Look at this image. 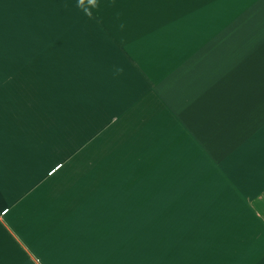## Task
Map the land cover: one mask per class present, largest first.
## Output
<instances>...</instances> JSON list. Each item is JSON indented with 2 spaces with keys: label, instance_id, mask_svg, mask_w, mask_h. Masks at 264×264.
I'll list each match as a JSON object with an SVG mask.
<instances>
[{
  "label": "crops",
  "instance_id": "obj_1",
  "mask_svg": "<svg viewBox=\"0 0 264 264\" xmlns=\"http://www.w3.org/2000/svg\"><path fill=\"white\" fill-rule=\"evenodd\" d=\"M0 0V264H264V0Z\"/></svg>",
  "mask_w": 264,
  "mask_h": 264
},
{
  "label": "clouds",
  "instance_id": "obj_2",
  "mask_svg": "<svg viewBox=\"0 0 264 264\" xmlns=\"http://www.w3.org/2000/svg\"><path fill=\"white\" fill-rule=\"evenodd\" d=\"M90 3H92L93 6L98 7V2H97V0H90Z\"/></svg>",
  "mask_w": 264,
  "mask_h": 264
}]
</instances>
